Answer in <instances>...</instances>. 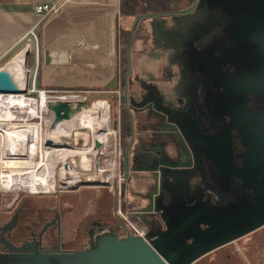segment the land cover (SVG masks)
Masks as SVG:
<instances>
[{"label": "water", "instance_id": "1", "mask_svg": "<svg viewBox=\"0 0 264 264\" xmlns=\"http://www.w3.org/2000/svg\"><path fill=\"white\" fill-rule=\"evenodd\" d=\"M183 2L184 0L172 3L171 10L166 12L137 17L130 29L131 39L127 46L129 52L133 44L132 36L138 24L145 22L146 31L152 35L154 46L167 48L172 52V61H177L174 64L176 68L172 67L174 79L145 81L135 77L133 82L131 64L127 57L128 81L126 80L122 86L123 95L113 97V100L122 106L130 126V142L124 151L123 179L130 177L131 174L143 176L142 183L146 188H151L148 194V209L152 210L154 206L155 210L162 212L165 230L149 231L144 238L133 236L117 217L118 226L111 225L96 233L90 232L88 244L82 249L43 252L37 245L25 244L14 247L5 239V233L15 226L18 216L16 212L11 223L0 226L2 238L0 245L4 247L0 250V264H194L204 256L264 226V218L260 220L251 218L250 224L240 228H237V222L222 225L216 213L201 207L200 204H211L207 196L209 191L215 194L210 189L207 191L204 184L207 178L212 181L208 166L215 168L212 173L220 186L228 176L222 174L224 172L220 167L225 163L224 155L221 154L224 149L219 137L208 132L206 129L208 125L199 123L192 114L194 106L199 105L198 101L203 94L197 79L195 60L204 55L207 48L213 44L215 37L211 34V29L214 26H218L219 29L224 26L229 35L237 36L243 34L238 27L243 23L244 25L248 23L256 29L254 19L244 14V20H239L237 10L212 12L205 5L206 0H198V4L196 0H191L192 5L187 9H181L180 4ZM156 32L160 34L162 42L159 45L156 44ZM161 34L170 38L168 39L170 46L163 44L165 41L162 40ZM28 54L27 49L21 53L24 64ZM156 59L162 61L161 72L163 58L158 56ZM10 62L0 68V95H24L27 92L29 73L27 72L25 87L21 88L15 79ZM44 62L48 64V57ZM146 70L148 73L154 71L151 67ZM159 75L161 76V73ZM154 76L156 78V75ZM172 81H175L174 86ZM136 82L137 85L134 84ZM34 84L37 87V78ZM114 88L115 79L105 89L111 91ZM83 106L84 104L80 103L72 109L66 103L48 104V110L53 117L52 126L70 120ZM159 122L163 126L157 131L166 137L162 142L163 146L156 145L159 142L154 140L153 135L141 133L136 135L133 131L134 124L157 126ZM254 141L255 139L252 146ZM45 144L51 146V141H46ZM94 148L99 149L100 144L96 142ZM138 162L153 163V166L148 168L141 166L144 171L129 167L131 166L129 164ZM228 163L231 164V161ZM88 184L106 183L96 181ZM216 194L213 195L217 199L215 205L220 200ZM165 199L166 201H163ZM159 203L165 205L158 206ZM142 211L138 214H142ZM118 228L123 231V235L118 234Z\"/></svg>", "mask_w": 264, "mask_h": 264}, {"label": "flooded vegetation", "instance_id": "2", "mask_svg": "<svg viewBox=\"0 0 264 264\" xmlns=\"http://www.w3.org/2000/svg\"><path fill=\"white\" fill-rule=\"evenodd\" d=\"M206 1L205 5L212 12L237 10L239 12L237 14L239 20L243 21V15H248V18L254 19L253 23L256 27L255 29L248 23L246 25L244 23L243 25H238L239 30L243 31V34L240 33L235 36V34L229 35L224 26L221 29L218 26H214L211 29V34L215 37L213 44L207 48L204 55L197 57L195 60V70L198 74L197 79L203 94L198 101L199 105L194 106L192 114L199 123L208 125L206 126L208 132L219 137V142L223 147L222 149H224L221 154L224 155L225 163L219 166L224 172L222 174L225 177L228 176L227 180L220 186V184L216 183V177L212 173L215 171V168L208 166L209 177L212 178V181L210 182L208 178L204 181L206 190L209 191L210 189L215 194L217 193L220 200L215 205L217 202V199L214 197L215 194L209 191L210 193L208 192L207 196L211 204L200 205L202 208L211 209L210 211L216 213L222 225L237 222V228H240L243 225L250 224L253 218H256V220L264 218V0ZM231 2L234 4H231ZM196 4H198V0H196ZM180 5L182 6L181 9H187L191 7L192 3L191 0H184L183 4ZM141 30L144 33L145 41H150L154 46L153 37L146 31V25H143ZM155 36L156 44L162 43L160 42V34L158 32H156ZM161 36L162 40L165 41L163 44L167 47L170 46L168 41L170 38L164 34H161ZM165 49V52H153L152 55L149 54V57L155 60L158 56L159 58H163V68L161 72L158 70L161 76L158 75L155 78L152 73L147 72L144 74V77H140V73H135L131 67V79H133V82L135 77H139L145 81L159 80L161 78H166V80L174 79L172 67L176 68L174 64L177 61H172V52L167 48ZM126 80L128 81L125 69L122 86H124ZM172 82H174V86L175 81ZM134 84L137 85L138 82ZM113 101L117 103L116 100ZM120 107L121 113L125 114L122 106ZM134 126L138 127L136 135L139 133L153 135L154 140L159 142L156 145L158 147L163 146L162 142L166 137L164 138V135L157 131L163 126L161 122L157 126L144 124H134ZM253 139L255 141L252 146ZM125 149L121 151L120 156L123 177ZM229 160L231 164L228 163ZM129 165L132 168L142 169L140 168L141 166L148 168L152 167L153 163L141 164V162H138V164ZM132 176L133 174L123 179V183L125 184L131 180ZM142 177H139L141 181ZM82 186L87 185L77 184L73 186L74 188L72 187L67 190H80ZM142 186L143 189L140 197L144 199L145 204L138 206L137 210H125L126 214L130 220L135 221L137 226L139 224L140 228L144 229L145 235L149 231H164L162 212L155 210L154 206H152V210L148 209V194L151 188H146L143 183ZM122 195L123 192L121 197ZM163 201H166V199ZM17 203L10 210L11 215L5 222L0 224L2 226L4 223H11L14 215L18 212L15 226L11 231L5 233V239L14 247H20L25 244L37 245L38 249L43 252H56L59 249L65 250L68 244L71 245L76 240V237L68 243L64 240L62 214L58 208L49 210V216H41L40 213L29 210V214H26L21 223L20 220L24 217L25 210L23 205ZM160 205L165 204L159 203L158 206ZM132 210L134 211L132 212ZM139 211H142V214H138ZM101 220L97 219L93 221L92 219L87 223L84 232L87 237L86 246L90 232L96 233L98 230L102 228L106 229L107 226L111 225L118 226L116 217L111 225H106ZM118 234L123 235V231L119 228ZM0 239L2 238L0 237ZM84 247L83 245L81 249ZM2 248L4 247L0 245V250Z\"/></svg>", "mask_w": 264, "mask_h": 264}, {"label": "rangeland", "instance_id": "3", "mask_svg": "<svg viewBox=\"0 0 264 264\" xmlns=\"http://www.w3.org/2000/svg\"><path fill=\"white\" fill-rule=\"evenodd\" d=\"M113 4H114V7L116 6V10H117L116 0H114ZM80 13L83 14L82 10ZM55 17L56 18L58 17V20H57L58 27L55 29V32H59L60 28L61 30H63L62 28L64 24L59 18L60 14L56 15ZM122 17H125V16H122ZM53 18L54 17H52L51 19ZM83 18L85 17L82 16L81 20H84ZM122 22L120 24L121 30L119 31V33L123 31V29L130 31L132 27L130 24L131 21L128 20V22H125V23L124 22L122 23ZM143 25H145V23H143ZM89 26H91V24H89ZM66 29L69 30V28H67L65 25L64 30L66 31ZM82 30H84V32L86 31L89 32L90 29L87 27H83ZM135 31H136V37L132 36L133 43L136 40L140 41L142 42L141 50L145 51L147 49V51H149L152 48L151 47L152 44L150 41H145L144 33L141 30L139 24ZM117 36H118V33H117ZM55 37H54V33H51L48 36L47 40H49V44L52 49L58 50L63 46L62 45L63 43L58 42L59 40H56ZM134 38H135V41H134ZM77 42L78 41H75L73 45H75V47H77L80 51L88 52V53H85L87 55L70 54V56L73 57V62L77 63L78 65H84V66L76 67V66H73L72 64H69V65L65 64L63 66L55 65V66L48 67V66H45V62L42 59L43 55L41 54L40 56H38V63L33 62V69H32L33 71L31 70L32 72H30L26 66L27 59L29 58V55L31 53L28 54V56L26 57L25 71L28 70L27 72L29 73V76H28L29 77L28 78L29 87H31L32 85L33 76L36 77L35 76L36 72L34 71V69L37 70L40 67V70H39L40 78H42L44 74H47L49 76L47 79L48 82L45 84L46 86H44V88L41 87L42 90H46L48 92L47 95H50L49 93L54 92V91H61V92L62 91H66V92L67 91H81L85 93L88 97L87 104H85L82 108L93 109V110H96L94 106L99 103L97 101H100V102L105 101L110 106L109 114L107 115V111L105 107H104L105 109L103 107L101 109L97 108V111L101 115L104 114L103 115L104 117L108 116V121H109L108 128H110L111 132L115 130V132H117L118 137H119V131L121 129L124 130L126 125L129 124V119L124 113H121L120 106H118L119 108L116 106L117 103L112 100V98L108 94V91L104 89L102 85L99 84L98 82L100 81V78H101L100 76L107 74V72L104 73L105 68L103 66H99L100 62L94 57V55H91L90 53L91 47H93L90 44L93 41H90L88 39V41L86 42H83V41H80L79 43ZM35 43H37L38 49H39L40 48L39 40L34 41L33 44L35 45ZM23 46H24L23 49H25L26 48L25 44ZM122 46L119 47L117 43V51H118L117 54L118 55H111L110 58H108L109 56L108 57L105 56V58L108 60L109 63H111L112 65L113 63H115V69H116L115 74L117 76L118 74H120V77L121 76L123 77L124 70L126 69L127 57L131 64V67L133 66L134 61L136 60L135 61L136 64L141 63L140 64L141 66L140 67L138 66L139 69H144V68L149 69V67H151L153 69L160 70L162 61L157 60V59L155 60L149 57V55L145 54L147 53V51L144 52V55H141L142 58L144 59L143 61L142 59L140 60L136 59V56L138 57L140 53L139 51L137 52L135 51L133 44H132L133 47L131 46V49L129 52H127V45L126 46L124 45L123 47ZM94 47L95 48H92L93 50L91 51L96 50L97 47L96 46ZM71 53L73 52L71 51ZM75 57H84L85 60L81 62H77ZM94 59L97 64L92 63V65L95 66L92 68L89 66L91 62H87V61L94 60ZM70 63H72V61ZM118 66H119V69H118ZM36 89H38V87ZM41 89H38V90H41ZM26 96L32 97L33 99L37 98L36 93L28 94ZM25 127L26 128L24 129L13 128L14 137L12 138V140L8 142L16 143V145L20 146L19 148L15 149L14 153L19 156V160L22 162V164H25V163L31 164L34 162L37 163L38 162V151L40 149L42 150V151L40 150V158L42 161L44 158L41 156V154H43L41 152L46 151L47 149L45 148H51V146H48L45 144V142L47 141L46 139L48 136V129L50 126L42 123V127H41L42 129L40 130V132H38L37 129L35 130V128H31L28 131L27 126ZM27 132H29V134L25 136V133ZM79 133L80 135L78 136H74V133H72V135H70L68 138L63 139L61 142L62 144L65 143L66 145H64L61 148L62 149L68 148L67 150L69 149H88L91 145V132H88L86 130H80ZM108 139H109L108 143L99 148V151L102 153L100 157V162H101L100 167L103 164L104 158L113 156L112 155V152H113V148H112L113 140L112 139L113 138L109 136ZM40 140H41V146L39 147L38 143ZM2 146H5V145H2ZM123 149H124V145H120V153H122L121 151ZM55 153L56 152L50 155L52 159L51 161L52 164L56 166V174H55L56 182H55L54 191L50 193L44 192V193H34V194L24 192V191H17V192L13 191V192H7V193L0 192V211L3 210V212H6L5 214H7L5 218L0 220V224H2L3 221H5L9 217L8 214L10 213V211L6 210V208L11 207L13 200L17 197L19 198L17 201L18 202L17 204L23 205L24 210H25V214H23L24 217L20 220L21 223L23 222V219L26 217V214L29 212V210H33L36 213H40L41 216L43 215L49 216V210H55L56 208H58L60 213L62 214V221H63L62 228H63L64 240L66 241V243H68L69 241H72L74 237H76V240L71 245L68 244L65 250L75 251V250L81 249L83 245L86 246L85 244H86L87 237L85 236L84 232H85V228L87 227V223L92 219L93 221L97 219H100V220L107 219V221L109 222L114 221V218L118 217L116 215L117 207L114 208L113 210V205L111 202L114 198V193L112 194L113 198L111 200V198L109 197L111 193L108 192L107 190L108 188L106 187V185H100V184L88 185L87 184V186H82L80 190L69 191L65 188V185L62 183V181L59 180V177H61L60 170L63 165V163L61 162L62 160H66L68 164L70 163V166H71L70 168L73 169L72 171L76 174V176L78 177H83L84 175L87 177L93 176L95 174V168L93 167L92 163H89V160L91 159V155H87L86 159L88 161H85L86 164H84L85 165L84 168L87 170H83L84 168L83 169L79 168L80 167L79 164L81 163V161L82 163L84 162V160L81 157L69 156V155H63V154L57 155ZM3 158L4 156H2V160ZM119 163L117 161V164ZM121 171L122 169H121V163H120L119 166L117 165V169L115 171V174H116L115 178L116 177L118 178L120 176V173H122ZM1 172L5 173V167L2 165H0V173ZM106 175L107 173H104L101 179L105 180ZM69 179L71 180V178H68V180ZM75 182H77V180ZM72 183H74V181ZM140 194L142 193L137 194L138 198L135 200L134 202L135 204H132L130 206L135 207L136 204L139 206H142L145 204V201L144 199H142V197H140ZM125 197L127 199H130L131 195L128 194ZM61 202L62 203L68 202L69 206H65L63 204L61 205ZM110 203H111V208L109 207ZM122 209L127 211L132 208H127V205H125L124 207H122ZM109 211H111V213ZM107 221H105L106 225L109 224V222ZM195 264H264V227L254 233H251L233 242L232 244L228 246L220 248L219 250H216L204 256L203 258L198 260Z\"/></svg>", "mask_w": 264, "mask_h": 264}, {"label": "crops", "instance_id": "4", "mask_svg": "<svg viewBox=\"0 0 264 264\" xmlns=\"http://www.w3.org/2000/svg\"><path fill=\"white\" fill-rule=\"evenodd\" d=\"M58 1L60 0H0V68L3 67L7 62L11 61L17 55H20L25 49L29 50V54L30 53L33 54L34 40H32L30 37H26V34L28 33V31H30V29H34L36 40H39L40 48L38 50L40 55L41 54L43 55L42 56L43 61L45 60L46 57H48V64L45 63V66L48 67L55 65L63 66L65 64L66 65L72 64L73 66L76 67L84 66V65H78L77 63L73 62V57H71L70 54L87 55L85 53L88 52L80 51L77 47H75V45H73V43H75V41H78L77 43H79L80 41L86 42L89 39L90 41H93L90 44L91 46H93L91 47V50H93L92 48H95L94 46L97 47L95 51L90 50L91 55H94V57L100 62L99 66H103L105 68L104 73L107 72V74L101 75L100 81H98L99 84H101L102 87L105 89L107 86L111 85V81L113 79L116 80L117 78V75L115 74L116 71L115 63H113V65L109 63L108 60L105 58V56L107 57L109 56L108 58H110L111 55H118L117 41H119L118 39L120 37V33H119V31L121 30L120 24L122 21L125 23L128 22V20H130L131 21L130 24L132 26L136 17L131 15L122 17L119 8L120 0H116L117 10H116V6L114 7L113 4L114 0L112 1L111 0H65V1L62 0L64 1V3L62 5L61 11L58 14H60L59 18L63 22L64 26L62 28L63 30H61L60 28V31L58 30L59 32H55V29L58 27V22H57L58 17L56 18L55 17L56 15H53L46 19L40 20L38 15L35 13V7L37 5L52 4ZM81 10L83 14L80 13ZM82 16L85 17L83 18L84 20H81ZM52 17L54 18L51 19ZM38 23L40 24L37 26ZM89 24H91V26H89ZM65 25L67 28H69V30L67 29L66 31L64 30ZM139 26L140 28H142L143 22H140ZM83 27L89 28L90 29L89 32L87 31L84 32V30H82ZM51 33H54V37L57 35L55 39L59 40L58 42L63 43L62 44L63 46L58 50L52 49L50 47L49 40H47L48 36ZM24 44L26 47L25 49H23ZM133 46L135 51L136 52L139 51L140 53L138 57L136 56V59L138 60L142 59L144 61L141 55H144V52H146L147 49L145 51L141 50L142 42L136 40L133 43ZM151 47L152 48L149 51H147V53L145 54L152 55L153 52L166 51V49L165 48L163 49V47L156 48L153 45ZM71 51L73 53H71ZM75 59L77 62H81L85 60L84 57H75ZM71 61L72 63H70ZM135 61L132 66L133 71L135 73L136 72L140 73V77H144V74L147 73L146 68L139 69L141 63L136 64ZM87 62H91L89 65L90 67L92 68L95 67L94 65H92V63H96L95 59L88 60ZM34 71L36 72V69H34ZM152 74L158 76L159 75L158 69L157 70L154 69V71H152ZM48 77L49 76L47 74H44L42 78L39 77V83L42 88L46 86L45 84L48 82L47 80ZM116 106L117 107L119 106L118 103ZM129 127H130L129 124H127L124 130L121 129L119 131L120 139L122 133H124L125 140L127 143L126 147L130 142ZM137 130L138 127L134 126L133 127L134 133H137ZM141 171H144V169H142ZM139 176L140 175L133 174L131 180H129L127 183L124 184L122 182L119 188V192L121 191V193H119L120 196L123 192L122 197H119L117 195L118 189H116L115 186L112 191L107 189L108 192L111 193V194L109 193L110 194L109 197L111 198V200L113 198L112 194L114 193V198L111 202L113 205V210L115 208V204L117 207V203L119 201L122 202L120 208L125 213L126 211L123 210L122 207H124L125 205H127L128 207L132 204H135L134 202L138 198L137 194L142 193V189H143L142 181L139 179ZM128 194L131 195L130 199H127L125 197ZM18 199H19L18 197L15 198L13 200V203L11 204L12 206L6 208V210L10 211L13 205L14 206L16 205ZM111 203L109 204L110 208H111ZM62 204L65 206H69L68 202L67 203L61 202V205ZM138 206L139 205L136 204L135 207L132 206L131 208L137 210ZM133 211L134 210H132V212ZM109 212L111 213V211ZM5 213L6 212H3V210L0 211V220L6 217L7 214ZM10 215L11 212L8 214V216ZM102 220H103L102 222L107 221V219H102ZM133 222L135 223V221ZM112 223L113 221L109 222V224Z\"/></svg>", "mask_w": 264, "mask_h": 264}, {"label": "bare ground", "instance_id": "5", "mask_svg": "<svg viewBox=\"0 0 264 264\" xmlns=\"http://www.w3.org/2000/svg\"><path fill=\"white\" fill-rule=\"evenodd\" d=\"M10 67L20 87H25V84L27 82V71H25L23 56L20 54L14 57L10 62ZM35 78L37 77H34V83ZM43 103L44 94H39V96H37L36 99H33V101L21 98V94L0 95V165L5 167V173H0V184L1 187L4 188L7 192L24 191L31 194L53 192L55 189L53 181V170L55 165L52 164L50 155L56 152L55 154L57 155L63 154L69 156H79L84 161H88L86 159L87 155H94L98 150L94 148V144L97 142L100 144V146L103 145L108 135L110 134L108 128V118L106 116L104 117V114H99V112L97 111V108L101 109L102 107H105L101 103H98L94 106L96 110L82 108L79 112L73 114L70 120L62 121L58 124H55L54 126H52L53 117L52 114H50L48 116H45L44 120L45 123L50 126L48 129V136L46 140L51 141V146H53V148H45L48 151L51 150L50 152H48L47 150L41 152L43 153L41 154V156L44 158L41 162L40 149L38 151L37 163H25L27 165L22 164V162L19 160V156L14 153L15 149L19 148L20 146L16 145V143L8 142L14 137L13 128L24 129L26 128L25 126H27L28 131L31 128H35V130L37 129L38 132H40V128L39 125L29 126L27 125L28 123L22 126L20 125L22 124L21 122L17 123L14 121L19 112L23 114L28 111H39L40 106H42ZM28 118L29 116L27 115L24 119L27 120ZM80 130L91 132L90 147L88 149H62L61 147L66 144H62L61 141L68 138L70 135H72V133H74V136L80 135ZM28 134L29 132L25 133V136ZM38 146H41V140L39 141ZM2 156H4L3 160ZM61 162H63V160ZM63 165L64 170L71 169L66 168L65 163ZM84 166L85 165L82 164V166H80L79 168H84ZM84 170L87 169L84 168ZM72 178L75 182L76 179L73 177V174Z\"/></svg>", "mask_w": 264, "mask_h": 264}, {"label": "built area", "instance_id": "6", "mask_svg": "<svg viewBox=\"0 0 264 264\" xmlns=\"http://www.w3.org/2000/svg\"><path fill=\"white\" fill-rule=\"evenodd\" d=\"M64 1L60 0V1L52 3V4L37 5L35 7V13L38 15L40 20L46 19V18H48L50 16H53V15H57L61 11V8H62V5H63ZM39 24L40 23H38L37 26ZM26 37H30L32 40L36 41V37H35V34H34V29H30V31H28V33L26 34ZM33 55H34L33 56L34 57V63H38V56L39 55H38V45H37V43H35V45H34ZM118 69H119V66H118ZM121 77H120V74H118V76L116 78V81H117L116 88H114L111 91H108L109 96H111V97H114V96L119 97V96H121V93H122V79H123V77H122V79H121ZM36 88L37 87H35V85H34V76H33L31 87H29V84H28L27 93L25 95H21V98L29 100V101H33L32 97H29V96L27 97L26 95L36 93L37 96H39V94L40 95L44 94V103H43V105L40 106L39 111H36V112H35V110L33 112L28 111V112H25L23 114L21 112H19L17 114V117H16L14 122H17V123L21 122L22 124H20V125H22V126L25 125L26 123H28L27 125H29V126L39 125V128L41 130L42 129L41 128L42 127V123L46 125L45 120H44L45 116H48V115L51 114L49 112V110H48V104L66 103V104L70 105L72 109L76 108L80 103H82L84 105L87 104L88 97H87V95L85 93H83L81 91H67V92L66 91H62V92L61 91H54V92L49 93L50 95H47L48 92L46 90H38ZM97 102L101 103L102 105L103 104L105 105V108H106V111H107V115H108L109 114V110H110L109 104L106 103L105 101H103V102L97 101ZM27 115L29 116V118L27 120H25L24 118ZM106 117L108 118V116H106ZM109 130H110V128H109ZM109 136L113 138L112 139L113 140V146H112V148H113L112 155L113 156L104 158L103 164L100 167V163H101L100 162V157H101L102 153L98 149L95 152L94 155H91V159L89 160V163H92L93 167L95 168V174L93 176L87 177V176L84 175L83 177H78L72 171L73 169H70V171H69V169L68 170H64L63 169L64 165H62L61 170H60L61 177H59V180L62 181V183L65 185L66 189H71L73 186H75L77 184L87 185L89 182L98 181V182H101V183H106L104 185H106V187L110 191H112L114 189V186H115V188L118 189L117 190V193H118L117 195L119 197H121L120 194H119L120 193L119 192V188H120V186H121V184L123 182L122 173H120V176L118 178L117 177L115 178V176H116L115 171L117 169V165L119 166V164H120L119 163L120 156H121V153H120V138L118 137V134H117V132H115V130L112 131V132L110 130V134L108 135V137ZM108 137L105 140L104 144L101 145V146H104L105 144L108 143V141H109ZM49 149H51V148H49ZM50 151L51 150H49L48 152H50ZM114 153H115V155H114ZM63 161L64 162H62V163L66 164V168H70L71 167L70 163L68 164L66 162V160H63ZM117 161H118L119 164H117ZM40 162H41V159H40ZM82 164H86L85 161L83 163L81 161L79 166H82ZM81 169H83V167ZM104 173H107V175L105 176L106 179L102 180L101 178H102ZM55 174H56V166L54 167V170H53L54 185H55V182H56ZM70 174L74 175V177L76 178L77 182L72 183L74 181V179L72 178V176ZM68 178H71V180L70 179L68 180ZM64 180H66V181H64ZM0 192L7 193V191L4 188L1 187V184H0ZM121 205H122V202L119 201L117 203L116 215L121 220H123L122 222L125 224L127 231L133 236L144 238L145 237L144 229L138 227L132 220L129 219L128 215L121 210V208H120Z\"/></svg>", "mask_w": 264, "mask_h": 264}, {"label": "trees", "instance_id": "7", "mask_svg": "<svg viewBox=\"0 0 264 264\" xmlns=\"http://www.w3.org/2000/svg\"><path fill=\"white\" fill-rule=\"evenodd\" d=\"M180 1L181 0H120L119 8H120V14L122 16L126 17L131 15L137 18L144 14H156V13L169 11L171 9L172 3H179ZM133 36L136 37V31L134 32ZM130 39H131L130 31L128 30L121 31L120 37L118 39L119 41H117L119 47H121L122 45L128 46ZM38 55L40 56L39 50H38ZM33 62H34V57L33 54L31 53L26 63L27 69L29 71L33 69ZM36 77H37V87L38 89H41V85L39 83V77H40L39 68L36 70ZM126 144L127 143L125 140L124 133H122L120 139V145H124V148H126ZM131 207L132 206H128L127 208H131ZM138 226L140 227L139 224Z\"/></svg>", "mask_w": 264, "mask_h": 264}]
</instances>
